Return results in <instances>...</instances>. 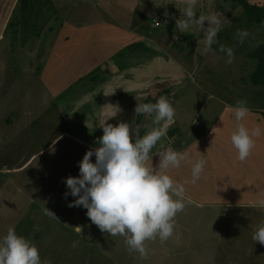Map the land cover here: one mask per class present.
Here are the masks:
<instances>
[{
    "label": "crops",
    "instance_id": "0c3cea01",
    "mask_svg": "<svg viewBox=\"0 0 264 264\" xmlns=\"http://www.w3.org/2000/svg\"><path fill=\"white\" fill-rule=\"evenodd\" d=\"M11 1L0 0V20ZM74 1L70 9L72 16L59 28L53 43L52 52L56 54L53 66L50 71L49 67L44 68L41 80L48 85V100L60 101L68 92L76 95L71 101L74 108L70 109V116L65 115V105H57L56 108L63 115L61 118L84 125L87 138L63 128L46 148L64 139L67 140L64 148L74 144V149L77 146L86 154L99 147L90 138L95 134L103 136V124L118 126L119 123H128L133 141L142 139L159 126L155 124V113L150 117L140 116L135 109L140 103L155 104L159 98H167L176 110L175 119L146 163L154 171H160L161 152L167 148L187 152L191 162H182L180 168L167 173L174 180L184 183L191 180L193 163L201 157L206 158L208 165L202 179L195 185L185 183V201L192 208L218 212L217 223L220 224L213 237L214 245L218 247L214 250L215 256L218 252H242L244 250L240 246L245 244L249 250L255 245L259 246L258 251L264 249V245L256 244L251 236L264 226V135L254 138L256 146L252 155L241 162L238 150L231 142L232 134L238 130L232 110L238 104L225 100L216 117L206 122H201L197 115L192 120H186L188 111L184 113L183 108L187 107L186 98L180 95L188 78L195 79L197 70L209 69L208 64L220 60L221 45L225 49L231 47L229 31L231 24H235L232 22L234 17L224 10L219 11L220 4L217 5V2L220 0H198L197 15L222 14L217 42L211 50H207L206 35L210 26L207 21L202 30L196 26H191L183 34L177 30L176 20L183 18L182 0ZM248 1L264 6V0ZM221 2L232 3L231 0ZM78 3L80 5H76ZM79 13L91 16L93 20H85ZM250 53L245 54L246 59ZM252 66L254 73L256 65L252 63ZM89 78H92L91 82ZM84 84L87 85L85 91L81 90ZM91 84L95 88L90 89ZM77 86L81 93L76 90ZM260 86L264 90V85ZM113 107H118L120 111L116 117L108 118ZM247 107L250 111L242 121L244 126L250 130L259 126L264 130V102L263 106L252 103ZM213 128H218L216 133ZM234 223L239 224L236 229ZM86 224L96 230L98 228L91 220ZM65 226L71 229L69 225ZM240 226L243 229H239ZM74 228L76 231L77 228L79 231L82 229L79 224ZM226 229L231 230L229 237L224 236ZM239 231H246V234L241 235ZM155 241L158 242L156 254L168 250L164 249L169 245L167 241ZM117 254L121 252L117 251ZM238 257L229 256L230 259Z\"/></svg>",
    "mask_w": 264,
    "mask_h": 264
},
{
    "label": "rangeland",
    "instance_id": "374dc122",
    "mask_svg": "<svg viewBox=\"0 0 264 264\" xmlns=\"http://www.w3.org/2000/svg\"><path fill=\"white\" fill-rule=\"evenodd\" d=\"M231 1L224 4L220 0L217 5L220 4L219 11L234 17L232 22L236 25L231 24L229 42L235 47V60L227 64V51L222 52L219 61L208 64L209 69L197 70L194 80L188 78L180 91L186 98V120L196 115L201 122L214 119L225 100L263 106L264 90L250 77L256 60L246 59L245 54L264 43V23L249 25L243 7ZM73 3L74 0H43L39 5L33 0L23 10V0H12L0 20V239L9 227H14L18 235L39 248L42 260L50 264H264V249L258 251L256 245L249 250L245 244L240 246L242 252H218L215 256L218 247L213 237L220 223L214 209L192 208L185 201V210L175 217V235L167 241L169 245L161 247L168 250L156 254L158 242L148 241L150 252L143 258L129 250L124 237L101 231L96 224L97 230L87 225L91 220L87 209L69 207L77 198L65 197L70 191L65 181L79 175V163L85 154L77 146L74 149V144L64 148V139L46 147L63 128L87 138L86 127L60 117L63 115L57 105H65V115H69L76 95L68 92L60 101L48 100L50 91L41 80V73L53 66V43L59 28L72 16ZM79 15L92 19L84 13ZM239 30L249 32L243 44L236 38ZM82 88L85 91L87 85ZM91 88H95L94 84ZM94 136L90 140L101 138ZM45 208L53 215H46ZM76 224L81 231L75 230ZM238 226L234 223L235 229ZM223 233L229 237L231 230ZM230 255L240 257L230 259Z\"/></svg>",
    "mask_w": 264,
    "mask_h": 264
},
{
    "label": "clouds",
    "instance_id": "9594fccd",
    "mask_svg": "<svg viewBox=\"0 0 264 264\" xmlns=\"http://www.w3.org/2000/svg\"><path fill=\"white\" fill-rule=\"evenodd\" d=\"M183 18L176 20V28L184 33L191 26L198 30L207 28L206 46L217 42L216 38L222 26V14L215 12L208 15H197L198 0H182ZM249 37L247 30L236 33L238 43L243 44ZM227 51V64L235 60L234 48ZM120 111L113 107L108 118L116 117ZM140 116L155 113V124L159 127L148 132L142 139L133 141L128 123L118 126L103 124V136L96 141L99 147L89 150L79 163V175L69 177L65 183L70 190L65 197H76L69 207L87 209V216L99 226L101 231L112 236H122L129 247L141 257L147 258L150 249L146 242H166L175 235V217L186 208L185 183L195 185L206 172L208 161L201 157L192 166L191 180L180 183L174 180L169 170L178 169L182 162H191L187 152L172 148L160 153L162 162L160 171H154L146 163L157 143L167 135L169 126L174 122L176 110L166 99L159 98L155 104L140 103L135 109ZM233 118L238 123V130L231 136V142L238 150V159L246 161L255 148V137L264 135L259 126L248 129L242 121L248 116L246 101L239 102L233 110ZM218 128H213L216 133ZM95 157V161H93ZM46 215H53L48 209ZM80 229L77 228V231ZM253 240L264 245V226L253 234ZM0 264H50L43 261L39 248L29 239L18 235L14 227H9L7 234L0 239Z\"/></svg>",
    "mask_w": 264,
    "mask_h": 264
},
{
    "label": "trees",
    "instance_id": "16d2710c",
    "mask_svg": "<svg viewBox=\"0 0 264 264\" xmlns=\"http://www.w3.org/2000/svg\"><path fill=\"white\" fill-rule=\"evenodd\" d=\"M32 1L33 0H23V10H27ZM42 1L43 0H35L39 5L42 4ZM235 1L243 7L249 22L253 24L264 23V6L252 4L248 0ZM249 57L256 60V70L252 75L253 83L255 85H264V43L255 48L249 54Z\"/></svg>",
    "mask_w": 264,
    "mask_h": 264
}]
</instances>
